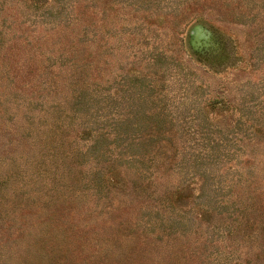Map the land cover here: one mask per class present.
<instances>
[{
  "label": "rangeland",
  "instance_id": "obj_1",
  "mask_svg": "<svg viewBox=\"0 0 264 264\" xmlns=\"http://www.w3.org/2000/svg\"><path fill=\"white\" fill-rule=\"evenodd\" d=\"M0 264H264V0H0Z\"/></svg>",
  "mask_w": 264,
  "mask_h": 264
}]
</instances>
